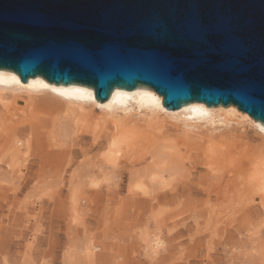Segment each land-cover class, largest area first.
<instances>
[{
    "label": "bare ground",
    "instance_id": "bare-ground-1",
    "mask_svg": "<svg viewBox=\"0 0 264 264\" xmlns=\"http://www.w3.org/2000/svg\"><path fill=\"white\" fill-rule=\"evenodd\" d=\"M0 128L6 135L3 161L9 169L0 174L2 179L49 177L44 171L37 176L27 172L37 164L35 156L48 157L46 145L58 149L54 162L71 165L78 156H87L69 177L73 197L110 196L104 184L123 180L128 171L129 195H161L172 206L174 197L205 194L203 208L213 213L238 207L264 211V147L240 143V135L233 133L243 136L252 129L264 140V124L233 104L193 102L171 110L163 96L146 86L115 88L100 103L92 87L57 85L41 76L24 83L17 73L0 69ZM180 130L187 140L175 135ZM64 173L53 171L52 177L61 180ZM212 199L219 203L211 204ZM146 242L153 255L163 244L155 236ZM83 252L94 259L95 248Z\"/></svg>",
    "mask_w": 264,
    "mask_h": 264
},
{
    "label": "water",
    "instance_id": "water-1",
    "mask_svg": "<svg viewBox=\"0 0 264 264\" xmlns=\"http://www.w3.org/2000/svg\"><path fill=\"white\" fill-rule=\"evenodd\" d=\"M0 69L100 103L146 86L171 110L233 104L264 124V0H0Z\"/></svg>",
    "mask_w": 264,
    "mask_h": 264
},
{
    "label": "rangeland",
    "instance_id": "rangeland-1",
    "mask_svg": "<svg viewBox=\"0 0 264 264\" xmlns=\"http://www.w3.org/2000/svg\"><path fill=\"white\" fill-rule=\"evenodd\" d=\"M3 133L0 130V174L9 171L3 161ZM233 133L240 135V143L264 147L252 129L243 136ZM175 135L189 138L181 130ZM44 147L49 148L44 150L48 157L35 156L31 161L37 164L27 172L37 176L44 171L49 177L0 178V264H264L262 209L238 207L213 213L204 209L205 194L174 197L172 206L161 195H129L128 171L123 180L104 184L113 193L110 196L73 197L69 177L87 156L67 165L54 162L56 147ZM89 154L93 157L96 151ZM59 170L66 172L61 180L52 177ZM218 203L212 199L211 204ZM187 205L201 208L174 207ZM154 236L163 242L155 255L146 244ZM86 247L95 248L92 261L83 252Z\"/></svg>",
    "mask_w": 264,
    "mask_h": 264
},
{
    "label": "snow or ice",
    "instance_id": "snow-or-ice-1",
    "mask_svg": "<svg viewBox=\"0 0 264 264\" xmlns=\"http://www.w3.org/2000/svg\"><path fill=\"white\" fill-rule=\"evenodd\" d=\"M44 87H47V85H44Z\"/></svg>",
    "mask_w": 264,
    "mask_h": 264
}]
</instances>
